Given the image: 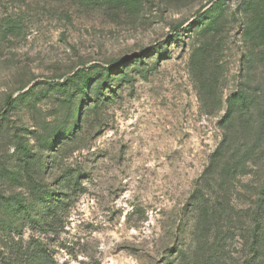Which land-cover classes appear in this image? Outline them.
Instances as JSON below:
<instances>
[{"label": "rangeland", "instance_id": "374dc122", "mask_svg": "<svg viewBox=\"0 0 264 264\" xmlns=\"http://www.w3.org/2000/svg\"><path fill=\"white\" fill-rule=\"evenodd\" d=\"M225 135L264 243V0H0V264H195Z\"/></svg>", "mask_w": 264, "mask_h": 264}, {"label": "trees", "instance_id": "16d2710c", "mask_svg": "<svg viewBox=\"0 0 264 264\" xmlns=\"http://www.w3.org/2000/svg\"><path fill=\"white\" fill-rule=\"evenodd\" d=\"M224 138L222 148L214 154L211 165L198 182V189L192 194V203L197 212L193 234L195 244L193 262L218 264L220 261L218 252L227 251L229 242L238 240L243 249L241 264H258L264 244L261 239L263 225L258 218L262 209L252 207L245 212L246 219L241 221L242 211L233 204L231 193L223 189L226 185L230 186L228 176L231 174L233 177L237 174H232L237 172L234 161L226 170H219L217 167L214 169L212 165L229 143L227 135ZM207 189H211L213 193H207Z\"/></svg>", "mask_w": 264, "mask_h": 264}]
</instances>
